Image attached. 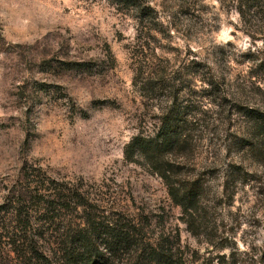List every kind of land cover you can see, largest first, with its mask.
Here are the masks:
<instances>
[{
  "label": "rangeland",
  "instance_id": "1",
  "mask_svg": "<svg viewBox=\"0 0 264 264\" xmlns=\"http://www.w3.org/2000/svg\"><path fill=\"white\" fill-rule=\"evenodd\" d=\"M140 1L153 8L148 15L116 0H0V206L24 166L40 165L47 177L82 183L107 210L143 217L151 239L167 238L185 264H264L263 158L257 146L249 151V178L233 177L224 193L225 166L241 158L239 121L219 113L200 81L209 64L225 89L255 101L253 88H264L261 34L245 32L230 0ZM254 25L260 31L262 22ZM147 64L178 83L193 80L200 110L190 163L207 185L194 232L161 178L124 155L174 94L145 96L135 77ZM138 259L123 252L116 264Z\"/></svg>",
  "mask_w": 264,
  "mask_h": 264
},
{
  "label": "trees",
  "instance_id": "2",
  "mask_svg": "<svg viewBox=\"0 0 264 264\" xmlns=\"http://www.w3.org/2000/svg\"><path fill=\"white\" fill-rule=\"evenodd\" d=\"M116 3L145 15L153 9L140 0H116ZM230 3L245 25V32L253 38L259 32L257 38L264 42V0H230ZM255 20L262 22L260 31L253 29ZM206 66L208 75L200 79L204 97L221 109L219 113L228 114L230 119L237 117L239 121L236 138L241 158L225 166L226 193L233 177L249 178L244 157L249 151L257 152L256 146L259 158H263L260 162L264 163V88L260 85L253 88L260 95L250 103L240 93L225 89V83L214 78L212 67ZM170 77L166 70L159 72L152 64L142 66L137 73L135 84L151 101L153 94L163 90L174 94L167 97L166 105L157 107L160 112L154 129L134 135L124 147V155L131 162L145 164L161 178L194 232L196 213L207 194L203 177L206 173L196 172V164L190 163L195 144L189 130L190 125L198 122L195 118L200 106L192 99L195 93L192 79L184 85V81L178 83ZM183 92L187 97L179 102ZM189 166L191 169L187 171ZM23 170L24 177L14 186L12 196L0 206L4 211L0 217V238L5 240V255L0 247V264H116L123 252L139 256L132 264H185L178 250L167 245V238L151 239L147 223H143L140 215L107 210L82 183L47 177L40 165L24 166ZM226 195L233 198L235 191ZM214 264L225 263L218 259Z\"/></svg>",
  "mask_w": 264,
  "mask_h": 264
}]
</instances>
